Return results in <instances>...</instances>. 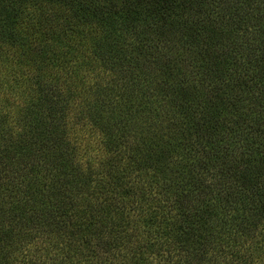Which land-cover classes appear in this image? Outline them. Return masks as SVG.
<instances>
[{"label":"trees","instance_id":"obj_1","mask_svg":"<svg viewBox=\"0 0 264 264\" xmlns=\"http://www.w3.org/2000/svg\"><path fill=\"white\" fill-rule=\"evenodd\" d=\"M0 264H264V0H0Z\"/></svg>","mask_w":264,"mask_h":264}]
</instances>
